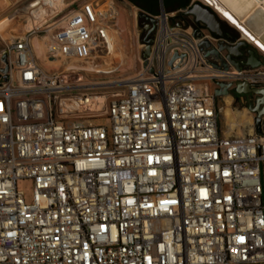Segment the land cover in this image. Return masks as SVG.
<instances>
[{"label": "built area", "instance_id": "1", "mask_svg": "<svg viewBox=\"0 0 264 264\" xmlns=\"http://www.w3.org/2000/svg\"><path fill=\"white\" fill-rule=\"evenodd\" d=\"M54 1L28 3L0 52V264H264V132L225 135L212 91L264 73L214 68L190 6L159 0L125 91L82 93L73 65L106 62L117 9Z\"/></svg>", "mask_w": 264, "mask_h": 264}, {"label": "rangeland", "instance_id": "2", "mask_svg": "<svg viewBox=\"0 0 264 264\" xmlns=\"http://www.w3.org/2000/svg\"><path fill=\"white\" fill-rule=\"evenodd\" d=\"M31 1L32 0H0V52L4 41L8 40L10 37L23 36L29 29L28 25L25 24L26 19L23 10ZM83 1L88 0H63V7L70 5L67 6L68 8L64 9L63 13L71 9V7L80 5ZM101 1L102 0H99L98 2ZM108 1L117 9V19L114 24V30L112 31L114 39L113 49L110 54L104 58V61H106L104 63L99 60L96 65L90 66L77 61L73 67L77 68L79 72L70 77L71 81L75 79L76 82L87 87L82 93H89L98 97L105 96L106 101L111 99L112 95L125 91L123 88L124 84L127 80L134 78L140 70L144 51L141 30L138 26V9L127 0ZM60 2L61 0H56L53 3L54 9L58 7ZM217 15L221 17L219 14ZM228 24L229 23L226 22L227 27H229ZM229 25L232 26L231 24ZM37 36H31V45L39 66L50 72L62 71L63 69H61L60 65L49 64L44 61L41 45ZM239 36L243 38L241 34ZM255 50L259 55L264 56V54L259 52L256 48ZM259 72L264 73V68H259ZM203 83H205L203 80L198 82V84ZM231 110L237 113H245L250 120V128L253 129V118L255 117L253 113H248V109L242 108L237 104L232 105ZM229 113L230 111L227 113V118H229ZM241 129H244L242 132L246 133L245 130L247 131L248 128L243 127Z\"/></svg>", "mask_w": 264, "mask_h": 264}, {"label": "flooded vegetation", "instance_id": "3", "mask_svg": "<svg viewBox=\"0 0 264 264\" xmlns=\"http://www.w3.org/2000/svg\"><path fill=\"white\" fill-rule=\"evenodd\" d=\"M130 4H132L129 0H127ZM179 0L176 2L177 4H180ZM143 2V3H141ZM141 5H149L146 1H140L137 2ZM177 4L170 2V0H167L168 7H174ZM204 5L199 0H189L187 5L184 8L190 6L188 11L193 9L198 14V18L200 17L202 21H198L195 16H192V18H189L187 14H181L180 18L186 21L187 25L192 28L193 34L195 36H200L202 34H208L212 37V44L208 48L205 49V46L202 45L201 49L204 51V55H207L209 62L212 64V66H219L221 68L216 69H223L222 66L225 64L228 66L227 70H235V66L240 67V71L246 70H257L259 68H264V63L259 65L256 68H250L251 64H255L258 61H262V56L257 53V51L254 49L253 45L248 44L245 38H241L240 32L230 26L228 24L227 27L226 22L219 17L217 14H215V17L212 19L207 18L201 11L200 7L197 5ZM135 6L139 13L145 14L141 9L138 8L137 4H132ZM180 10V9H178ZM177 11V10H173ZM172 12V11H170ZM203 12V13H202ZM146 15V14H145ZM149 16V15H148ZM138 26L141 30V39L143 42L145 41H152L153 40V34H154V24H151L148 19H146L144 16H141L138 18ZM246 41V45H239L240 41ZM228 46V50L230 54H228L226 51L217 52L216 46ZM261 52V51H259ZM262 53V52H261ZM264 54V53H262ZM235 65V66H233ZM226 70V71H227ZM243 81H229L224 83H231V86L227 88L226 90L224 88H219L215 83L212 85V91L214 96V102L217 105L218 113L222 119L223 124H225L227 119V113L228 111L232 109V105L237 104L242 108L245 109H252L254 110L252 113L257 115L256 112L264 111V95L255 94L252 91L248 92L246 94L243 93H237L236 92V85L237 83H240ZM246 83V82H244ZM250 84V83H248ZM251 90L260 91L264 90V83L262 82H256L254 84H250ZM215 90H219L218 92L220 95L215 96L214 92ZM254 117V118H255ZM254 126V123H253ZM261 130L264 132V116H262L261 120Z\"/></svg>", "mask_w": 264, "mask_h": 264}, {"label": "bare ground", "instance_id": "4", "mask_svg": "<svg viewBox=\"0 0 264 264\" xmlns=\"http://www.w3.org/2000/svg\"><path fill=\"white\" fill-rule=\"evenodd\" d=\"M44 1L46 4L47 0ZM199 1L219 14L223 20L235 27L248 43L253 45L258 51L264 53V0ZM51 7L54 8L53 3ZM230 112L233 113H229L228 115L229 120L232 119V126L238 127V122H242L240 113L232 110Z\"/></svg>", "mask_w": 264, "mask_h": 264}, {"label": "water", "instance_id": "5", "mask_svg": "<svg viewBox=\"0 0 264 264\" xmlns=\"http://www.w3.org/2000/svg\"><path fill=\"white\" fill-rule=\"evenodd\" d=\"M197 5L200 7L201 11L204 12V13L203 12L202 13L207 18H209V19H212L213 17H215V14H217L210 7H207L206 5H200V4H197ZM187 15L190 16V17L195 16L198 21H202V19L200 17L198 18L197 12H195L193 9L187 11ZM141 16H144L146 19H148V20L151 21V18L148 15H145V14H143V13L140 12L138 14V18L141 17ZM151 42L152 41H145V42H143L145 44V49L143 51V58H146L149 55V47H150ZM201 44H203L205 46V48H208L210 46L207 42H203ZM246 44H247V42L246 41H243V40L239 42V45H246ZM216 47H217V52L218 53L223 52V51H226L228 54H230V52L228 50L229 49L228 46L221 47V46H218L217 45ZM207 55H205V56H207ZM175 59H176V56H174L171 59L169 65H171L172 62ZM262 59H264V56H262ZM0 62H2L4 64V67L3 68L0 67V71L2 73H6L7 72V55L5 53L2 54L1 59H0ZM262 63H264V60L258 61L255 64H251L250 65V68H252V69L253 68H256L259 65H261ZM233 66H235V65H233ZM214 68H221V67L214 66ZM222 68H223V70L226 71L228 69V66L224 64L222 66ZM234 68H235L236 71H240L241 70L240 67H238V66H235ZM215 85H217L219 88H224L226 90L227 88H229L231 86V83L215 82ZM249 88H250V84L244 83V82H240V83H237V85H236V92L239 93V94L240 93L246 94V93L252 91L255 94L264 95V90H260V91L257 90V91H255V90H251ZM218 91L219 90H215V92H214L215 96L220 95V93ZM253 111L254 110L249 109L248 110V113H252ZM256 113H257L256 117L253 118V120H254L253 129L256 132V134L260 135V134H262V130H261V120H262V116H264V111H259V112H256ZM217 124H218V128H221L222 127V119H221L219 113L217 114Z\"/></svg>", "mask_w": 264, "mask_h": 264}, {"label": "trees", "instance_id": "6", "mask_svg": "<svg viewBox=\"0 0 264 264\" xmlns=\"http://www.w3.org/2000/svg\"><path fill=\"white\" fill-rule=\"evenodd\" d=\"M132 4H137L138 8L141 9L146 15L149 16H155L158 13L159 10V0H129ZM140 1H146L147 3H149V5H141ZM179 0H170V2H173L175 4H177L176 2H178ZM189 0H183L180 1V4L178 3L176 6L174 7H168L167 5V0H161L162 2V6L164 8L165 11L170 12L173 10H178L181 8H184ZM143 3V2H141Z\"/></svg>", "mask_w": 264, "mask_h": 264}, {"label": "crops", "instance_id": "7", "mask_svg": "<svg viewBox=\"0 0 264 264\" xmlns=\"http://www.w3.org/2000/svg\"><path fill=\"white\" fill-rule=\"evenodd\" d=\"M231 113V112H230ZM242 117V122H238L239 126H232L233 123H231L232 119L229 120V118L226 119L225 124L223 125V131L225 135H232V134H251L253 132V129L250 128V123L248 117L245 115V113H240L239 114ZM247 121V122H246ZM236 122V121H234ZM247 124V125H246ZM247 127V131L245 130L246 133L242 132L244 129L241 130V128Z\"/></svg>", "mask_w": 264, "mask_h": 264}, {"label": "snow or ice", "instance_id": "8", "mask_svg": "<svg viewBox=\"0 0 264 264\" xmlns=\"http://www.w3.org/2000/svg\"><path fill=\"white\" fill-rule=\"evenodd\" d=\"M242 239V238H241Z\"/></svg>", "mask_w": 264, "mask_h": 264}]
</instances>
